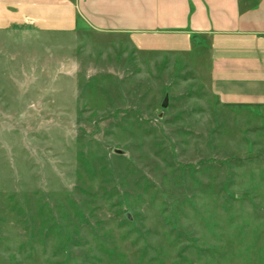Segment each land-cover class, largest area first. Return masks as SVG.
<instances>
[{"label":"rangeland","instance_id":"374dc122","mask_svg":"<svg viewBox=\"0 0 264 264\" xmlns=\"http://www.w3.org/2000/svg\"><path fill=\"white\" fill-rule=\"evenodd\" d=\"M43 29L0 32V264H264V107L195 52Z\"/></svg>","mask_w":264,"mask_h":264},{"label":"crops","instance_id":"0c3cea01","mask_svg":"<svg viewBox=\"0 0 264 264\" xmlns=\"http://www.w3.org/2000/svg\"><path fill=\"white\" fill-rule=\"evenodd\" d=\"M77 17L142 52H195L220 103L264 107V0H0L5 36L68 30Z\"/></svg>","mask_w":264,"mask_h":264},{"label":"water","instance_id":"95a60500","mask_svg":"<svg viewBox=\"0 0 264 264\" xmlns=\"http://www.w3.org/2000/svg\"><path fill=\"white\" fill-rule=\"evenodd\" d=\"M166 105H167V99L165 98L164 100H163V103H162V107H166Z\"/></svg>","mask_w":264,"mask_h":264}]
</instances>
